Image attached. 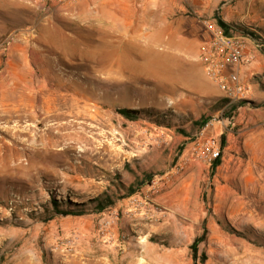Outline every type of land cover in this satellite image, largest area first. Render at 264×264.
I'll return each instance as SVG.
<instances>
[{
    "label": "rangeland",
    "instance_id": "obj_1",
    "mask_svg": "<svg viewBox=\"0 0 264 264\" xmlns=\"http://www.w3.org/2000/svg\"><path fill=\"white\" fill-rule=\"evenodd\" d=\"M141 3L125 29L108 9L94 22L72 2L68 14L47 0H0V264H194L204 222L196 264H264V146L239 140L233 156L220 144L236 129L225 115L264 100L240 82V100L221 108L227 98L207 92L199 61L209 28L224 35L215 15L224 36L263 58L264 0ZM253 81L263 90L264 72ZM213 126L218 165L197 160L208 167L199 184L169 185ZM144 174L151 184L126 198ZM54 200L81 215H55Z\"/></svg>",
    "mask_w": 264,
    "mask_h": 264
},
{
    "label": "crops",
    "instance_id": "obj_2",
    "mask_svg": "<svg viewBox=\"0 0 264 264\" xmlns=\"http://www.w3.org/2000/svg\"><path fill=\"white\" fill-rule=\"evenodd\" d=\"M51 5L58 6L64 13L70 14V9H64V6L72 5L73 7L83 6L86 10L92 8V15L94 22H101L102 9L109 10L110 24H115L122 26L125 29L130 26L132 19L130 18L132 14V7L135 5L142 6V1L148 3L151 2L155 6H158L159 0H47ZM145 4V3H143ZM156 25H159V19H156ZM144 24L148 25V21L145 20ZM164 24V15L161 14L160 25ZM264 58V57H263ZM262 56L257 55L253 52L250 47H246L243 53V61L239 68L238 76L240 82L246 84L250 87V91L247 94L246 98L254 102H259L264 100V89L258 90L255 92L254 86V77L260 75L264 72V60ZM253 59V60H252ZM204 84L207 87V92L213 91V94H219L218 86L210 81L209 79L203 80ZM201 94V93H200ZM264 106V105H263ZM259 107L256 109H249L242 107L240 112L235 118H233V126L236 128L234 131L230 130L225 134L226 146L224 150L230 151L233 156L239 153V148L237 147L239 140H248L249 137L254 138L261 147L264 146V107ZM221 134V131L217 126H213L212 131L204 130L201 133L203 139L216 137ZM198 138V137H197ZM224 153V151H223ZM207 166L198 162L192 156L187 159V167L181 168V172L177 173L180 178L174 177L173 173H168L165 175L164 179L172 178L173 180L169 181V185H174L179 182V180L186 178L183 183H194L199 184L202 177L207 173ZM169 176V178H168ZM232 176V175H230Z\"/></svg>",
    "mask_w": 264,
    "mask_h": 264
},
{
    "label": "built area",
    "instance_id": "obj_3",
    "mask_svg": "<svg viewBox=\"0 0 264 264\" xmlns=\"http://www.w3.org/2000/svg\"><path fill=\"white\" fill-rule=\"evenodd\" d=\"M210 38L200 47L199 61L207 78L215 83L228 99L229 104L240 100L245 92L238 72L243 61L244 45L236 39L209 28ZM222 150L214 137L203 139L201 134L194 141L191 156L206 165L222 158Z\"/></svg>",
    "mask_w": 264,
    "mask_h": 264
},
{
    "label": "trees",
    "instance_id": "obj_4",
    "mask_svg": "<svg viewBox=\"0 0 264 264\" xmlns=\"http://www.w3.org/2000/svg\"><path fill=\"white\" fill-rule=\"evenodd\" d=\"M215 19V22L218 26L219 29H221V31L223 32L224 35H229V32H230V27L228 25H226L218 15H215L214 17ZM241 35H246V36H249L250 38H252L258 45H259V40L257 39L256 35L254 34H251L249 32H246L244 31L243 29H236ZM264 53V51H262ZM229 103V101L226 99V100H223L221 103H220V107L222 108V106H226L227 104ZM243 104V103H241ZM219 107V108H220ZM229 107V106H228ZM226 108L227 110H229L228 112H235V110L237 109L236 106H231L229 108ZM119 114L124 118V119H127V120H134L135 119V116H137V112H134V111H129V110H120L119 111ZM225 118L227 120H230L232 121L233 120V116L232 114L228 113L225 115ZM209 120L207 118L205 119H202L201 121L199 122H195L194 125L197 127V129L199 131H201L207 124H208ZM220 144H221V147L223 148L224 145H225V134H222L220 136ZM219 163V160L215 161L212 163L211 165V168L214 169ZM151 181H152V176L150 174H144L142 176V178L135 182V184L131 187L129 186L127 189H126V195L125 197L128 198V197H131L132 195H134L135 193H137L139 191V189H141L142 187L144 186H148L151 184ZM93 203H97L96 205V211L97 212H101L103 209H104V206L101 205L99 199H96V200H93L92 201ZM52 206L54 208V211H55V215H58V216H62V217H66V216H80L81 215V212H77V213H72V212H69V211H60L58 209V206H57V203L56 201H52ZM203 234L196 238L193 242V244L191 245L190 249L192 251V259L194 261V264L197 263V247L198 245L204 240V235H205V232H206V229H205V222L203 223ZM205 260V256H202V258L200 259L201 262H204Z\"/></svg>",
    "mask_w": 264,
    "mask_h": 264
},
{
    "label": "bare ground",
    "instance_id": "obj_5",
    "mask_svg": "<svg viewBox=\"0 0 264 264\" xmlns=\"http://www.w3.org/2000/svg\"><path fill=\"white\" fill-rule=\"evenodd\" d=\"M53 117H55V118H59L58 116H51L50 118H53ZM49 134H51V131H50V129H48L46 132H45V135H44V138H43V142H44V144H45V146H50V140H49ZM15 160V159H14Z\"/></svg>",
    "mask_w": 264,
    "mask_h": 264
}]
</instances>
